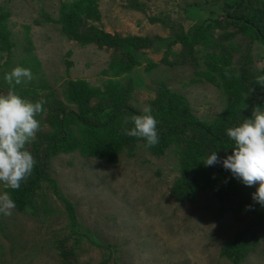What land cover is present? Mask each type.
I'll return each mask as SVG.
<instances>
[{
    "label": "rangeland",
    "instance_id": "obj_1",
    "mask_svg": "<svg viewBox=\"0 0 264 264\" xmlns=\"http://www.w3.org/2000/svg\"><path fill=\"white\" fill-rule=\"evenodd\" d=\"M61 1L0 0V7L10 13L8 26L16 44L13 63L35 65L34 80L53 87L67 78L103 87L109 76L101 72L111 50L67 38L54 20ZM140 1L144 11L128 7L126 0H97L101 13L97 25L121 35L169 37L205 19L212 9L221 14L222 0ZM153 17L165 22L152 21ZM173 49L179 50V45ZM251 52L264 65V50L258 44ZM162 53L153 48L135 52L138 62L131 71L135 88L128 94L129 105L152 109L154 88L164 83L181 93L199 118L218 116L225 107L218 86L196 79L189 64L162 62ZM5 58L6 53L0 51L1 64ZM47 129L44 125L40 130ZM50 172L60 192L75 205L82 239L74 250L73 264H235L221 255L222 245L250 220L251 213L218 215L217 201L209 191L200 192L194 203L175 201L171 189L180 165L170 150L156 156L140 145L134 155L123 152L115 163L77 151L60 152L51 158ZM44 189L47 211L39 209L33 215L15 208L11 216L0 214V264H64L56 242L70 238L68 218L63 202L50 188ZM5 190L0 185V192ZM261 238L237 264H264ZM97 243L115 244L117 249L109 253Z\"/></svg>",
    "mask_w": 264,
    "mask_h": 264
},
{
    "label": "trees",
    "instance_id": "obj_2",
    "mask_svg": "<svg viewBox=\"0 0 264 264\" xmlns=\"http://www.w3.org/2000/svg\"><path fill=\"white\" fill-rule=\"evenodd\" d=\"M126 2L128 7L144 11L142 1ZM220 2L221 14L212 9L205 19L188 30L174 31L169 37L107 32L97 25L101 18L97 0L60 2L54 20L67 38L111 50L108 65L101 72L109 77L103 87L71 78L64 79L58 87L40 79L15 86V91L23 98L33 102L47 101L41 113L44 116L41 118L38 114L37 119L40 129L44 125L48 129L39 130L29 146L36 161L32 174L18 190L7 191L19 211L33 215H38L39 209L47 211L49 208L45 187L63 202L70 238L57 241L56 250L64 264H73V253L82 236L77 231L75 205L60 192L50 172L51 158L60 152L77 151L83 156L115 163L121 153L132 156L140 145L145 147V141L126 136L122 131L132 127L131 123H126L131 115L142 114L140 109L129 105L131 97L128 94L135 88L131 74L138 62L135 52L143 48L163 50L161 60L169 65L189 64L196 79L216 84L225 97V107L218 116L201 119L178 91L164 83L154 88L151 114L158 122L159 143L145 148L156 156L168 150L176 155L180 175L172 186V198L194 203L200 192L209 191L217 201L218 215L241 211L251 213L250 220L222 245L221 255L235 264L251 253L259 240H263L264 206L253 201L251 195L256 186H245L221 163L205 166L202 161L212 151H216L221 160L231 155L234 142L227 137V128L238 126L243 118H251L254 106L264 107V87L255 80L257 75H264V65H259L251 52L255 44L264 50V0ZM9 14L0 7V51L6 53L4 62L0 63V93L9 90L4 76L15 67L16 44L8 26ZM151 20L165 22L163 18L153 17ZM217 28L222 31L218 32ZM26 41L30 44L28 36ZM177 44L179 50H174L173 46ZM18 66L28 67L32 72L36 70L35 65L27 63L20 62ZM40 89L46 91L39 92ZM249 205L252 210L246 209ZM97 245L104 246L109 253L117 249L115 244Z\"/></svg>",
    "mask_w": 264,
    "mask_h": 264
},
{
    "label": "clouds",
    "instance_id": "obj_3",
    "mask_svg": "<svg viewBox=\"0 0 264 264\" xmlns=\"http://www.w3.org/2000/svg\"><path fill=\"white\" fill-rule=\"evenodd\" d=\"M9 85L6 93H0V185L4 189L18 190L23 181L32 174L36 161L29 150L30 144L40 130L38 114L43 113L46 100L33 102L21 97L15 86L34 79L30 68L15 66L4 76ZM256 83L264 87V75L255 77ZM246 107V106H244ZM142 114L131 115L126 123L131 128L123 129V134L145 141L151 148L159 143L157 120L152 109L144 106ZM227 137L234 142L232 154L223 160L212 151L203 163L213 166L221 163L233 177L245 186L256 187L252 199L264 206V107L254 106L251 118H243L238 126L226 130ZM16 203L7 190L0 192V214L11 216ZM252 210L251 206H246Z\"/></svg>",
    "mask_w": 264,
    "mask_h": 264
}]
</instances>
